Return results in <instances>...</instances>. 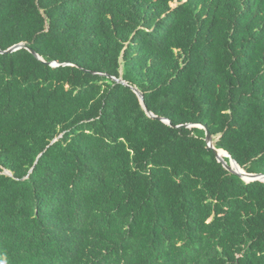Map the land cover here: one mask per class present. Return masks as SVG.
Wrapping results in <instances>:
<instances>
[{"label": "trees", "instance_id": "trees-1", "mask_svg": "<svg viewBox=\"0 0 264 264\" xmlns=\"http://www.w3.org/2000/svg\"><path fill=\"white\" fill-rule=\"evenodd\" d=\"M18 44L0 264H264V182L184 127L264 174V0H0V52Z\"/></svg>", "mask_w": 264, "mask_h": 264}, {"label": "water", "instance_id": "water-1", "mask_svg": "<svg viewBox=\"0 0 264 264\" xmlns=\"http://www.w3.org/2000/svg\"><path fill=\"white\" fill-rule=\"evenodd\" d=\"M186 1V0H183V2ZM22 48H27L25 44H18V45H15L11 48H9L8 50L4 51V52H0V53H3V54H9V53H12V52H15L19 49H22ZM35 57H37L38 59H40L38 57V55L32 51V50H29ZM50 66L52 67H57V66H61V64L57 63V62H54V63H50L49 64ZM111 80H113L114 82L116 83H119V84H122L124 86H127L129 87L136 95L137 97L139 98L144 110H146V113L149 117L151 118H157L155 117L154 115H152V113H150L149 111H147L146 109V106L144 104V100H143V96L141 94V92L136 88V87H133V86H129L128 84H126L121 78H114V77H110ZM159 120H161L162 122L166 123V124H170L169 121L167 119H164V118H157ZM184 127L186 128H191V127H196V128H199V129H203L205 131V142L207 144V149L208 150H211L214 155L216 156L217 158V161L219 163L222 164V166L227 170L229 171L230 173H233V174H236L238 175L244 182L246 183H250V182H255V181H260V182H264V174H249V173H246L244 172L238 165L237 163L231 159L230 155L225 152L227 155H226V158L229 159V164L225 161V159H222L220 158V156L218 155V151H220L219 149H216L214 146H213V141H212V137L210 135V133L208 132V130L206 129V127L204 125H185ZM236 167H233L232 165H234ZM9 175V173H8Z\"/></svg>", "mask_w": 264, "mask_h": 264}, {"label": "bare ground", "instance_id": "bare-ground-1", "mask_svg": "<svg viewBox=\"0 0 264 264\" xmlns=\"http://www.w3.org/2000/svg\"><path fill=\"white\" fill-rule=\"evenodd\" d=\"M218 155L220 156V157H224V158H226V153L225 152H223V150H220V151H218ZM233 167H236L235 166V164L234 165H232Z\"/></svg>", "mask_w": 264, "mask_h": 264}, {"label": "rangeland", "instance_id": "rangeland-1", "mask_svg": "<svg viewBox=\"0 0 264 264\" xmlns=\"http://www.w3.org/2000/svg\"><path fill=\"white\" fill-rule=\"evenodd\" d=\"M177 4H178V2L177 1H174L172 4H171V7H176L177 6Z\"/></svg>", "mask_w": 264, "mask_h": 264}]
</instances>
